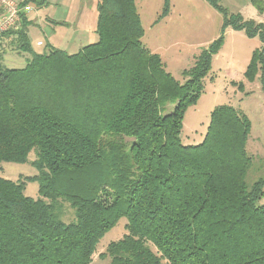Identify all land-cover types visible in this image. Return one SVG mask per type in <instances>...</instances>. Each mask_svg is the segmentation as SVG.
Listing matches in <instances>:
<instances>
[{
    "label": "trees",
    "instance_id": "1",
    "mask_svg": "<svg viewBox=\"0 0 264 264\" xmlns=\"http://www.w3.org/2000/svg\"><path fill=\"white\" fill-rule=\"evenodd\" d=\"M208 1L222 29L259 37L245 75L259 68L264 80V22ZM250 2L264 13V0ZM96 7L97 40L74 53L34 51L25 16L0 34L30 54L20 68L0 63V163L25 162L34 150L36 170L0 176V264H91L121 217L126 232L101 253L109 264H264V174L246 183L248 119L218 105L200 143L180 139L222 36L180 82L142 43L136 0ZM28 181L36 198L24 193Z\"/></svg>",
    "mask_w": 264,
    "mask_h": 264
},
{
    "label": "rangeland",
    "instance_id": "2",
    "mask_svg": "<svg viewBox=\"0 0 264 264\" xmlns=\"http://www.w3.org/2000/svg\"><path fill=\"white\" fill-rule=\"evenodd\" d=\"M216 1L229 13L264 22V13H258L250 0ZM27 3L33 6L25 19L28 41L34 51L47 52L53 46L74 53L82 45L97 40V0H30ZM136 6L144 30L142 43L159 54L165 69L180 82L185 80L181 72L192 66L199 52L222 36L208 74L202 79L199 97L184 111L180 139L185 145L200 143L213 108L232 106L249 121L245 149L252 165L247 171L246 183L251 184L264 174V80L259 68L252 78L245 75L253 51L261 46L259 37L231 27L222 29L223 15L208 0H136ZM12 38L0 40V63L8 68H20L30 54L14 49L16 44ZM37 41L43 44L37 45ZM173 106L168 102L165 112ZM34 158L32 150L25 162H1L0 176L17 180L34 175L36 170L31 165ZM24 193L36 198L37 182H26ZM259 204L264 205V196ZM71 216L66 206L62 217L67 221ZM125 223L126 218L121 217L100 238L91 264H109V258L102 257L101 253L108 243L122 237L126 232Z\"/></svg>",
    "mask_w": 264,
    "mask_h": 264
},
{
    "label": "built area",
    "instance_id": "3",
    "mask_svg": "<svg viewBox=\"0 0 264 264\" xmlns=\"http://www.w3.org/2000/svg\"><path fill=\"white\" fill-rule=\"evenodd\" d=\"M33 9L31 3L22 0H0V34L20 27L22 17ZM41 45V42H37Z\"/></svg>",
    "mask_w": 264,
    "mask_h": 264
},
{
    "label": "crops",
    "instance_id": "4",
    "mask_svg": "<svg viewBox=\"0 0 264 264\" xmlns=\"http://www.w3.org/2000/svg\"><path fill=\"white\" fill-rule=\"evenodd\" d=\"M22 1H24V0H22ZM37 42H39V41H37ZM37 42H36V43H37ZM40 42H41V41H40ZM42 44H43V43H42ZM42 44H41V45H42ZM82 46H83V45H82ZM82 46H81V47H82ZM148 49H149V48H148ZM149 50H150V49H149ZM150 51H151V50H150Z\"/></svg>",
    "mask_w": 264,
    "mask_h": 264
}]
</instances>
